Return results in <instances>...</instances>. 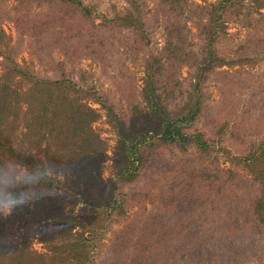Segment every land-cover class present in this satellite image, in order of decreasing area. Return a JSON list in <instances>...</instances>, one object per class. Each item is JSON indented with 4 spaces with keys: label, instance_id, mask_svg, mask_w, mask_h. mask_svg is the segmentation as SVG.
Listing matches in <instances>:
<instances>
[{
    "label": "rangeland",
    "instance_id": "rangeland-1",
    "mask_svg": "<svg viewBox=\"0 0 264 264\" xmlns=\"http://www.w3.org/2000/svg\"><path fill=\"white\" fill-rule=\"evenodd\" d=\"M190 3L165 41L155 0H0V209L22 168L37 189L0 210V264H264V223L233 201L264 191V0ZM158 53L176 54L163 107L198 102L183 128L205 148L156 138L142 91ZM142 135L119 175L121 140Z\"/></svg>",
    "mask_w": 264,
    "mask_h": 264
},
{
    "label": "trees",
    "instance_id": "trees-1",
    "mask_svg": "<svg viewBox=\"0 0 264 264\" xmlns=\"http://www.w3.org/2000/svg\"><path fill=\"white\" fill-rule=\"evenodd\" d=\"M155 1H156L155 4L156 13L162 17L161 18L163 19L162 22L165 23L163 25V29H164L163 35L165 37L167 36L165 41H168L167 38H170L171 34H175L174 32L178 30V24L173 22V20L176 18V15L179 13V11H183L184 8H188L189 6H191V3L190 0H155ZM74 3L78 7H81V3L79 1L78 2L73 1V4ZM158 7L161 8L159 11L157 10ZM81 11H83V13L85 12V10H81ZM144 35L146 34L144 33ZM135 43H136V39H135ZM165 50H167L166 46H164L163 49L161 48V55L162 54L164 55L163 52H165ZM210 54L211 56L208 55L209 58L214 57L211 51ZM161 55L158 53L157 56L152 57L149 60V62L146 64L145 76L147 78V81L142 91V96H143L142 98L144 102L147 104L146 108L149 111V113L152 114L153 119H155L156 122L158 123V133L156 134V138L163 143H177L180 146L193 143L197 148H205V144L200 134L189 136L187 133L184 132L186 129L183 128L184 126L191 124L194 121V118L198 115V111L196 110L198 107V102L195 103L194 107L188 106L186 110L180 113L179 115L176 114L170 115L163 107L160 89L164 91L165 89L170 88L171 87L170 81H172L174 84L175 80L171 78L172 76L170 71L172 68L171 62L174 60L176 54L172 53L170 56L169 55L163 56L164 59L161 58L162 57ZM162 78L164 80H162ZM41 83L50 86L51 85L57 86L58 84H60L59 82L56 81L55 82L41 81ZM50 101L51 99L47 98L41 100L38 103V109L41 115L45 118V121H47L46 119L47 104ZM53 105L55 106V104ZM139 108L144 113V109L141 107ZM139 108H136V110H138V113H141V111H139ZM51 113L53 116L54 114L61 112L58 109H53ZM69 113H71L72 116L65 117L63 121L66 120L69 123L71 122L73 124L78 123L76 118H79L81 114H83V112H81L79 108H77V112H76V110L73 109V106L70 107ZM89 114L91 115V111L88 108H86L84 115L88 116ZM52 124H54L53 119H52ZM84 125L85 123L80 122L79 123L80 129H84L83 128ZM128 137H129L128 139L124 138L123 140H121L122 143L121 151L123 152L122 153L123 162L125 163L126 159H129L130 164L125 163L119 175H121L122 173H129V175L130 174L134 175L136 173V166H134V164L137 161L136 156L139 148L138 146L139 144L145 143V135H142L140 137H133V138L131 136ZM83 145L87 146L88 144H84V143L81 144L79 142L78 145L76 146V149L72 153L75 154V156L78 155L83 149L81 147ZM90 145L91 142H89V146ZM262 151L263 149H261V152ZM73 161L76 160L73 159ZM32 162L33 161H27L26 163L30 164ZM77 176L83 177L85 179V177L82 175V172H79ZM48 181L46 183V186L48 185L47 190L48 191L54 190V188L52 189V187L50 186L51 182L49 181L48 184ZM236 181H240V180L236 179ZM235 189L237 190L238 187L235 186ZM78 192L79 190L75 191L74 193H78ZM235 197L236 199L233 200L235 205L240 206V209L248 210L249 213L248 216H245V218H241L243 221L251 223L254 220L261 219V223H264V191L263 190L261 191V196L252 197L248 193L241 191L239 194H235ZM121 201L122 200L120 199L111 201L109 206L113 205V207L110 208H113L114 210L120 209L122 207ZM104 209L110 210L107 209V207H104Z\"/></svg>",
    "mask_w": 264,
    "mask_h": 264
},
{
    "label": "clouds",
    "instance_id": "clouds-1",
    "mask_svg": "<svg viewBox=\"0 0 264 264\" xmlns=\"http://www.w3.org/2000/svg\"><path fill=\"white\" fill-rule=\"evenodd\" d=\"M27 169L22 168L20 174L17 176V183H15L8 191L9 199L4 202L3 208L0 210L11 211L17 203L20 202L21 196L29 199H35L36 186L30 183L22 182L20 177L24 175Z\"/></svg>",
    "mask_w": 264,
    "mask_h": 264
}]
</instances>
